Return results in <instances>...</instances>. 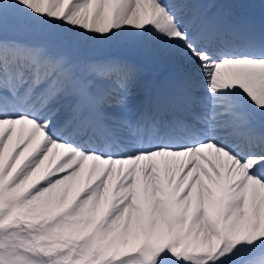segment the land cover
<instances>
[{
	"label": "snow or ice",
	"instance_id": "obj_1",
	"mask_svg": "<svg viewBox=\"0 0 264 264\" xmlns=\"http://www.w3.org/2000/svg\"><path fill=\"white\" fill-rule=\"evenodd\" d=\"M0 264H264V0H0Z\"/></svg>",
	"mask_w": 264,
	"mask_h": 264
},
{
	"label": "bare ground",
	"instance_id": "obj_2",
	"mask_svg": "<svg viewBox=\"0 0 264 264\" xmlns=\"http://www.w3.org/2000/svg\"><path fill=\"white\" fill-rule=\"evenodd\" d=\"M142 67H143V74L147 75V76H143V80L147 85L163 88L174 83V79H175L174 69L166 59H160L159 62H157L156 66H153L151 64V61H146L142 65ZM145 69L148 70L149 73L145 72ZM154 70H157V72L154 73L153 72ZM138 94H142V91L137 90L134 93V97L138 96ZM197 95L199 94L197 93ZM110 110L114 112L120 111L119 107H113Z\"/></svg>",
	"mask_w": 264,
	"mask_h": 264
},
{
	"label": "rangeland",
	"instance_id": "obj_3",
	"mask_svg": "<svg viewBox=\"0 0 264 264\" xmlns=\"http://www.w3.org/2000/svg\"><path fill=\"white\" fill-rule=\"evenodd\" d=\"M15 34H17V35H19V36H21V37L28 36V35L30 34L29 26H28L27 24H24V25H18V26L16 27ZM157 62H159V60H156L155 62H154V61H151V64H152L153 66H156ZM154 63H155V65H154ZM145 72L149 73V71L146 70V69H145ZM153 72L156 73L157 70H154ZM143 76H147V75L143 74ZM198 94H199V93H198ZM135 98H136V97H134L133 100H135ZM109 111H111V110H109Z\"/></svg>",
	"mask_w": 264,
	"mask_h": 264
}]
</instances>
